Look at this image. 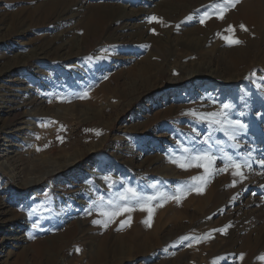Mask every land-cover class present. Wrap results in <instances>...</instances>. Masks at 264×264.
Listing matches in <instances>:
<instances>
[{
	"label": "rangeland",
	"instance_id": "obj_1",
	"mask_svg": "<svg viewBox=\"0 0 264 264\" xmlns=\"http://www.w3.org/2000/svg\"><path fill=\"white\" fill-rule=\"evenodd\" d=\"M47 1L59 2L0 0V264H44L36 240L85 224L100 202L120 214L55 264H264V0H60L122 17L121 35L96 25L92 39L79 14L42 12ZM226 23L238 29L217 34ZM109 77L117 98L58 107ZM63 158L75 160L61 172Z\"/></svg>",
	"mask_w": 264,
	"mask_h": 264
},
{
	"label": "bare ground",
	"instance_id": "obj_2",
	"mask_svg": "<svg viewBox=\"0 0 264 264\" xmlns=\"http://www.w3.org/2000/svg\"><path fill=\"white\" fill-rule=\"evenodd\" d=\"M47 1L44 2L43 4L40 5L39 8H42V12H46L47 15H49L50 18L54 17L55 22H59V21H63V19H65V16L68 17L69 15H76L79 14V8L76 6H69V4L67 5L66 2L60 1ZM85 11L82 14H79L78 16H80L81 19V28L84 26L86 27V30L84 31L86 34L87 39H92L96 34H98V30H96L95 28H90V26H96V25H101L102 29H101V33L105 36H109L110 34L114 35H121L122 32V17H119L118 15H116L113 10H109L108 13L102 11V9L100 8H96V7H92V8H84L82 7ZM259 6L255 5L253 6L252 9H250V11L248 12V14L246 15L247 20L249 21V24H254L255 19L254 18H258V15H260L261 11L260 9H258ZM78 11V12H77ZM62 18V19H61ZM238 26V25H237ZM214 30H217V34H221L224 32L227 35L230 36V30L237 28L235 25L226 23V24H222V25H217L215 24V26H213ZM239 27V26H238ZM238 29V28H237ZM119 32V33H118ZM99 33V34H101ZM232 33V32H231ZM226 35V36H227ZM223 36H225L223 34ZM83 40L86 39L85 37L82 38ZM86 44H91L90 42H85ZM55 44H52L50 48H46V50H50L52 48H54ZM230 54V53H229ZM243 60H241V58H237L235 57H231V65L235 67L242 65ZM188 75L191 73H187ZM132 76V75H131ZM127 78L129 77V74H127ZM179 79V78H178ZM91 81H93L94 83L91 84V87H93V90H90V88L87 89H82V92H78L76 95L81 98H78L77 100L72 98V101L64 104L63 103H58V107L63 108L64 109H68L70 108L69 113L73 114V112H75L78 108L80 109L83 106H88L91 101V105L92 102L97 101V102H102L103 100H105L107 97H113V98H117L116 94H115V88L117 87V80L114 77H109L107 78V80L105 82H96L92 79ZM171 82L173 81H177V77H172V79L170 80ZM54 86V85H53ZM77 90H69V91H63L60 92V89H58V96L62 97L63 95L67 94L71 95L73 93H75ZM42 94V93H41ZM85 94V95H84ZM75 98V97H74ZM16 100H13L11 104H9L8 106H6L5 108H7L8 110H10L12 112V114L18 113L19 111V107L22 105H26V103H23L22 99H19V97L15 98ZM31 99V98H30ZM22 101V102H21ZM32 102H34L32 100ZM28 103H31L30 101ZM27 103V104H28ZM53 103V102H52ZM29 105V104H28ZM5 106V105H4ZM54 107V106H53ZM90 107V106H89ZM86 108V107H85ZM18 110V111H17ZM69 110V109H68ZM82 110V109H81ZM84 110V109H83ZM66 111V110H65ZM79 111V110H78ZM81 112V111H80ZM83 112V111H82ZM81 112V113H82ZM85 112V111H84ZM76 113V112H75ZM48 114V113H47ZM54 113L50 114L53 115ZM79 114V113H78ZM77 114V115H78ZM43 115V113L41 114ZM49 115V114H48ZM76 115V114H75ZM82 115V114H81ZM46 116V115H45ZM49 116V117H50ZM55 116V114H54ZM65 116V115H64ZM41 117V116H40ZM53 117V116H52ZM71 117V116H70ZM78 117V116H77ZM56 118V117H53ZM75 118V117H74ZM42 119V118H41ZM47 119V118H46ZM50 120V119H47ZM46 120V121H47ZM80 120V119H79ZM52 122V121H50ZM55 122V121H54ZM46 123V122H44ZM42 124V123H41ZM43 125V124H42ZM46 125V124H45ZM48 125V124H47ZM44 126V125H43ZM50 126V125H49ZM53 126V125H51ZM5 127V126H4ZM4 128L0 127V131H2ZM42 129V127H39V130ZM51 129V128H50ZM38 130V128H37ZM38 130V131H39ZM37 131V132H38ZM43 130H41L42 132ZM36 132V131H35ZM37 134V133H36ZM42 134V133H41ZM40 134V135H41ZM39 135V137H40ZM44 135V133H43ZM38 136V135H37ZM34 137H36L34 135ZM44 137V136H43ZM46 138V137H45ZM41 139V138H40ZM42 140V139H41ZM44 140V139H43ZM36 141V140H35ZM40 144V143H39ZM87 152V151H86ZM72 155V154H71ZM75 157L77 158L78 154L74 153ZM64 156V155H63ZM66 157V156H65ZM81 158V157H80ZM61 160V159H60ZM63 163L59 164V168L60 171L62 172L63 170L66 169V165L67 164H71L72 161H74L75 159H62ZM51 162L48 157H43L42 158V163H49ZM41 163V164H42ZM39 164V163H38ZM186 166V165H185ZM200 167L196 166H192L191 169L189 171L194 172L193 170H197ZM57 169V170H58ZM171 169V167L165 166L163 171L166 172V174L170 173L171 171H169ZM40 170V169H39ZM52 170V169H51ZM54 171V170H53ZM49 172H51L50 170H46L44 172H42V175H46ZM203 175V173L201 172H196V175ZM167 177V176H166ZM32 183H37L35 181H33ZM29 184V183H28ZM97 185L94 182H90L87 185V188H85V194H89V193H94L97 190ZM119 197V196H118ZM162 197V196H161ZM72 199V198H71ZM213 199V198H212ZM106 201V200H105ZM1 203V202H0ZM66 204V202H65ZM100 205L102 208L103 204L100 202ZM100 206H97V210L96 212H94L92 214V216L89 214L86 215V221L85 224L84 222L82 223L80 220L78 222L76 221H69L67 224H65L62 228L60 232V235L56 236V237H51V239H49V241H47L46 239H37L36 240V247H37V251L39 252V256L44 258L43 262L45 261L44 264H55L57 259L59 258V255L64 254L63 251H60L63 249L64 246H66V244L69 243V241H72V239L74 237H76L78 235V233L80 232H84V235H87V231L89 229V224L93 223V221H99L102 218H104V211H102V208ZM66 209H70L71 208H66ZM108 211V210H107ZM71 212V211H70ZM107 219V218H106ZM96 225V224H95ZM98 225V223H97ZM100 225V224H99ZM97 227V226H96ZM100 231V230H99ZM90 235H87L86 238L89 239ZM84 239V237H83ZM87 241V240H86ZM88 244V242H87ZM46 246V251H42L43 247ZM89 247V246H88ZM103 247V246H102ZM99 248L98 251L95 252L94 255V259H99L101 253L104 251L103 248ZM25 254H27V252H25ZM91 254V253H90ZM104 254V252H103ZM103 256V255H101ZM93 257V256H92ZM98 257V258H97ZM93 259V260H94ZM96 261V260H95Z\"/></svg>",
	"mask_w": 264,
	"mask_h": 264
},
{
	"label": "snow or ice",
	"instance_id": "obj_3",
	"mask_svg": "<svg viewBox=\"0 0 264 264\" xmlns=\"http://www.w3.org/2000/svg\"><path fill=\"white\" fill-rule=\"evenodd\" d=\"M190 18V17H189ZM222 18V17H221ZM152 19H156L155 17H152V18H150V21L152 20ZM201 23H204V19H201V21H200ZM241 27H243V26H241ZM233 43H239V41H233ZM225 107H228L227 105H225ZM240 127H243V125H240ZM197 159L198 160H201V159H208V160H210L211 158L210 157H208L207 156V154H205L204 156H200V157H197ZM230 159V158H229ZM262 163H264V162H262ZM228 166H231V167H233V168H235L237 171H235V172H233V175H242V173L239 171L240 169H241V165L240 164H237V163H235V162H231V164L230 165H226V167H228ZM194 179H197V178H194ZM129 191H131V190H129ZM124 211H130V209H124ZM148 211L149 212H151V209H148ZM104 215H108V216H115V215H117V214H120V208H119V206L116 208V209H114L111 213H103ZM93 223H99V221H93ZM107 225H105V227H106ZM222 231V230H221ZM261 259H264V257H261Z\"/></svg>",
	"mask_w": 264,
	"mask_h": 264
}]
</instances>
